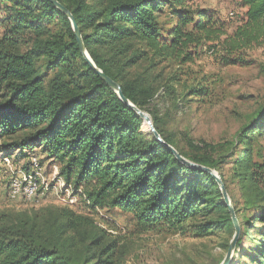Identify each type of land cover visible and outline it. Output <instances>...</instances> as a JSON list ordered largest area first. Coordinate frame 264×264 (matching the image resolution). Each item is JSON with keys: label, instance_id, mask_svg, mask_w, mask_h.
<instances>
[{"label": "trees", "instance_id": "16d2710c", "mask_svg": "<svg viewBox=\"0 0 264 264\" xmlns=\"http://www.w3.org/2000/svg\"><path fill=\"white\" fill-rule=\"evenodd\" d=\"M13 1L14 15L0 36V152L40 148L59 166L64 182L82 190L88 205L84 213L57 206L1 211L0 264H117L121 237L99 215L103 210L131 214L141 234L206 237L225 229L234 235L215 178L179 161L144 130V120L85 60L68 17L49 0ZM58 1L73 14L97 67L120 84L136 107L150 112L168 144L187 159L216 170L229 193L219 167L236 154L232 179L243 205L239 209L231 196L241 224L235 253L249 256L241 250L244 235L254 246L252 261L264 264V162L257 158L252 139L257 132L264 134V106L236 140H188L192 154L179 147L165 116L149 109L157 98L176 109L181 97L176 64L192 61V51L200 44H219L229 62L238 51L262 42L264 0H241L245 19L232 34L219 28L205 10L194 8L193 0ZM163 11L176 16L166 33L159 22ZM56 16L67 29L38 36L22 51L23 29H38ZM39 57L57 69L50 88L39 76ZM197 89L192 93L201 91ZM235 145L242 150L236 153Z\"/></svg>", "mask_w": 264, "mask_h": 264}, {"label": "rangeland", "instance_id": "374dc122", "mask_svg": "<svg viewBox=\"0 0 264 264\" xmlns=\"http://www.w3.org/2000/svg\"><path fill=\"white\" fill-rule=\"evenodd\" d=\"M192 3L194 8L205 10L218 27L228 34H232L245 19L241 0H193ZM16 6L13 0L0 2V36L2 27H6L9 18L14 15L12 8ZM174 18L176 16L172 17L165 11L159 14L164 33L171 28ZM66 29L64 20L58 16L45 19L38 29L25 27L21 35V50L30 49L38 36ZM192 55V61L183 65L176 64V86L181 96L176 109L159 98L149 105L150 110H156L159 115L165 116L168 130L176 136L179 147L191 154L193 151L187 145L188 140L197 144L202 141L216 144L236 140V134L264 106V40L238 51L230 57L229 60H235L229 61L230 63L227 62L223 47L214 42L200 44L193 49ZM36 65L44 85L50 88L57 69L49 68L44 57H39ZM195 89L201 91L192 93ZM145 112L151 116L149 111ZM145 127L144 123L143 128L147 131L148 128ZM252 139L255 154L259 155L257 158L264 162V134L257 132ZM234 149L237 150L236 153L242 150L239 145H235ZM234 157L229 158L219 170L225 176L230 197L234 198L241 209V192L232 179L231 161ZM33 158H37L41 167V189L31 198L20 196L11 199L12 178L22 179L24 173L30 172ZM59 172V166L49 160L40 148H26L23 152L17 148H5L0 152V212H32L49 206L69 207L79 213L86 212L88 202L82 190L66 184ZM99 215L112 224L111 232L121 237V255L117 264H220L227 252L225 245L233 237L232 231L225 229H218L213 235L206 237L172 232L141 234L136 231L135 220L129 213L112 209L99 211ZM253 248V244L243 235L241 250L249 256L241 257L235 253L230 264H257L250 257Z\"/></svg>", "mask_w": 264, "mask_h": 264}, {"label": "water", "instance_id": "95a60500", "mask_svg": "<svg viewBox=\"0 0 264 264\" xmlns=\"http://www.w3.org/2000/svg\"><path fill=\"white\" fill-rule=\"evenodd\" d=\"M51 1L59 10H61L70 20L71 24H72V29L74 31V34L76 36V40L77 43L79 45V48L85 58V60L88 62V64L101 76V78L107 83V85L114 90L118 96L120 97V99L127 104L128 106L132 107L137 113L138 115L144 120L145 125L148 128V131L150 133H152L155 138L160 141L161 143H163L165 146H167L169 149H171L173 151V153L175 154V156L177 157V159L179 161H181L182 163H184L187 166L193 167V168H197L200 170H204L206 172H208L209 174H211L215 180L217 181L219 188L221 190L223 199L225 201V203L227 204L228 208H229V212L231 214V218L234 224V228H235V232L234 235L229 243V247L228 250L225 254L224 259L222 260V262L220 264H230L232 259L234 258L235 252H236V245L238 242V239L240 237V233H241V224L239 222V219L237 217L235 208L232 204V200L231 197L228 193V190L226 188L225 183L223 182L220 174L207 166L195 163L189 159H187L186 157H184L183 155H181L172 145L168 144L161 136V134L158 132V130L155 128L154 126V122L152 117L145 111L141 110L140 108L136 107L122 92L121 86L118 82L114 81L112 78H110L108 75H106L102 69L98 68L97 65L95 64V62L93 61L92 57L90 56L85 44H84V40H83V36H82V32L80 27L78 26L73 14L70 12V10L68 8H66L62 3H60L58 0H49Z\"/></svg>", "mask_w": 264, "mask_h": 264}, {"label": "built area", "instance_id": "2783aa9c", "mask_svg": "<svg viewBox=\"0 0 264 264\" xmlns=\"http://www.w3.org/2000/svg\"><path fill=\"white\" fill-rule=\"evenodd\" d=\"M31 171L24 173L22 179L14 177L11 180L10 198L17 199L20 196L31 198L40 189L42 185V172L37 158L31 161ZM64 187V186H63Z\"/></svg>", "mask_w": 264, "mask_h": 264}, {"label": "bare ground", "instance_id": "6f19581e", "mask_svg": "<svg viewBox=\"0 0 264 264\" xmlns=\"http://www.w3.org/2000/svg\"><path fill=\"white\" fill-rule=\"evenodd\" d=\"M147 127V126H146Z\"/></svg>", "mask_w": 264, "mask_h": 264}]
</instances>
